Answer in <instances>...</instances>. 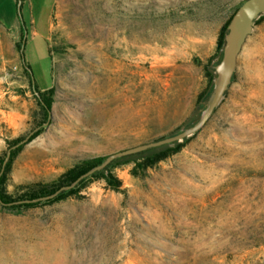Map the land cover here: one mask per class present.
Returning <instances> with one entry per match:
<instances>
[{
	"label": "rangeland",
	"instance_id": "rangeland-1",
	"mask_svg": "<svg viewBox=\"0 0 264 264\" xmlns=\"http://www.w3.org/2000/svg\"><path fill=\"white\" fill-rule=\"evenodd\" d=\"M241 1L24 0L19 9L0 0V156L35 122L23 61L37 89L53 90L47 123L13 158L5 192L191 123L203 66ZM47 14L45 37L30 36L29 19L43 35ZM255 44L264 47V20L195 135L142 177L113 169L123 192L93 180L80 198L18 213L0 204V264H264V79L246 63Z\"/></svg>",
	"mask_w": 264,
	"mask_h": 264
},
{
	"label": "trees",
	"instance_id": "trees-1",
	"mask_svg": "<svg viewBox=\"0 0 264 264\" xmlns=\"http://www.w3.org/2000/svg\"><path fill=\"white\" fill-rule=\"evenodd\" d=\"M238 5L239 4H237L232 8V10L228 13L226 19L224 20L223 24L221 25L217 35L215 52L211 56V58L206 62V64H204L203 66V72L206 82L204 88L197 96L195 103L196 106L194 111L195 112L194 118L192 120H194L197 117L199 111L204 105L205 99L210 89L211 79L213 77L212 66L216 63V61L219 58L220 49L223 42V35L226 31V25ZM259 20H264V15H261L258 19H256L254 21V24L257 23ZM21 40H22V33L20 34V42L16 44L18 49H21ZM23 63H24L23 65L24 74L27 78L28 83L31 84V78L28 72L30 66L24 61ZM31 87L32 90L33 87H35V91L37 95H34L36 112L32 116V119L35 120L33 124V129L35 130L29 136L28 140L36 136L40 132L41 126L46 122L48 118L50 105L52 102L51 93L53 91L51 87L44 90L37 89L34 80ZM188 125H190V123L186 124L184 127H187ZM182 128H179L178 131ZM21 139H22L21 137H17L11 140H7L6 144L9 150L7 153H4L0 156V171H1L0 201L4 203L1 205L4 208L11 210L15 213H18L23 208H29L41 204H49L53 202L63 201L70 197L80 198L81 195L79 194V191L93 180H101L111 190L123 192L124 189L121 188L120 180L113 173L114 168L128 166L129 167L128 171L130 175L134 177H142L146 172V170L153 168L158 162L164 160L166 157L177 152L189 140V139H184L181 143H175L172 147L163 144V145L147 148L145 150L133 154L115 158L103 169L93 172L86 178L81 179L74 187L60 191L52 198L25 202V200H34L39 197L47 196L52 192H54L56 189H58L60 186L69 184L77 176H79L86 170L102 162L105 156H90V157L80 158L72 165H70L68 168H66L64 171H62L60 174H58L52 180H49L47 182L27 183L17 186V192L14 196H12L11 194L5 192L3 183L5 176L9 171L10 164L13 158L15 157V155L17 154V152L21 149L22 144L13 148L11 147Z\"/></svg>",
	"mask_w": 264,
	"mask_h": 264
},
{
	"label": "water",
	"instance_id": "water-1",
	"mask_svg": "<svg viewBox=\"0 0 264 264\" xmlns=\"http://www.w3.org/2000/svg\"><path fill=\"white\" fill-rule=\"evenodd\" d=\"M261 15H264V0H242L234 10L226 25V31L223 35V42L220 49L219 58L216 63L212 66L213 77L211 79V85L208 95L205 99L203 107L199 111L197 117L190 123V125L180 129L179 131L170 136L146 143L137 144L107 154L102 162L86 170L85 172L77 176L69 184L60 186L58 189H56L54 192L47 196L39 197L34 200H25V202L52 198L60 191L74 187L81 179L86 178L93 172L103 169L115 158L133 154L145 150L147 148L163 144L172 147L175 143H181L184 139H189L193 135H195L205 125L214 110L220 105V103L224 99L225 92L228 89L229 84L231 83L232 75L235 70L237 55L241 49L242 44L244 43L245 38L252 32L254 21L258 19ZM23 42L24 37L21 40V44ZM28 72L30 74L31 84H33L31 70L28 69ZM47 120L44 125L47 123ZM34 130L35 129L31 130L11 148L25 143ZM0 204L4 203L0 201Z\"/></svg>",
	"mask_w": 264,
	"mask_h": 264
},
{
	"label": "bare ground",
	"instance_id": "bare-ground-1",
	"mask_svg": "<svg viewBox=\"0 0 264 264\" xmlns=\"http://www.w3.org/2000/svg\"><path fill=\"white\" fill-rule=\"evenodd\" d=\"M247 67H254L260 78L264 79V47L255 44L247 58Z\"/></svg>",
	"mask_w": 264,
	"mask_h": 264
},
{
	"label": "crops",
	"instance_id": "crops-1",
	"mask_svg": "<svg viewBox=\"0 0 264 264\" xmlns=\"http://www.w3.org/2000/svg\"><path fill=\"white\" fill-rule=\"evenodd\" d=\"M47 21H48V14H47V17L44 20V25H45L44 33H43V35H39V33L35 29V27H36V25H35L36 21L32 23V18H30L29 19V23H28V28H30L29 29L30 36L34 37V36H37L38 35V36H43V38H44L45 37V34H46V30H47Z\"/></svg>",
	"mask_w": 264,
	"mask_h": 264
},
{
	"label": "flooded vegetation",
	"instance_id": "flooded-vegetation-1",
	"mask_svg": "<svg viewBox=\"0 0 264 264\" xmlns=\"http://www.w3.org/2000/svg\"><path fill=\"white\" fill-rule=\"evenodd\" d=\"M17 1L19 3V9H21V5L24 3V1L23 0H15V3H17ZM33 22H35V19L32 18V23ZM18 27H19L20 31L23 32V29H25V23L23 21L18 22ZM26 27H28V25Z\"/></svg>",
	"mask_w": 264,
	"mask_h": 264
}]
</instances>
